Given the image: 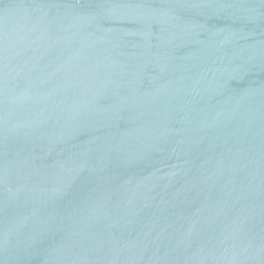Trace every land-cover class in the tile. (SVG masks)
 Returning a JSON list of instances; mask_svg holds the SVG:
<instances>
[{"label":"water","instance_id":"obj_1","mask_svg":"<svg viewBox=\"0 0 264 264\" xmlns=\"http://www.w3.org/2000/svg\"><path fill=\"white\" fill-rule=\"evenodd\" d=\"M0 264H264V0H0Z\"/></svg>","mask_w":264,"mask_h":264}]
</instances>
